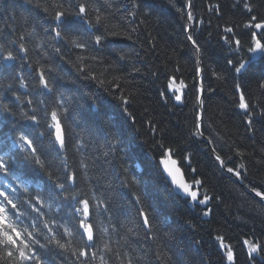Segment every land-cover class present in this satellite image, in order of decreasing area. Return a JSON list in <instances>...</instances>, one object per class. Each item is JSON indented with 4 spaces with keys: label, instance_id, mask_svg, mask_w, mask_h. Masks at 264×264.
<instances>
[{
    "label": "trees",
    "instance_id": "16d2710c",
    "mask_svg": "<svg viewBox=\"0 0 264 264\" xmlns=\"http://www.w3.org/2000/svg\"><path fill=\"white\" fill-rule=\"evenodd\" d=\"M184 2L185 0H176L177 7ZM110 3L115 14L112 24L116 25V21L127 23L116 8L132 9L130 0H110ZM194 3L195 14L205 21L198 31L193 32V36L205 50L200 57L206 90L204 132L206 137L216 140V144L209 145L204 139L190 138L196 95L194 82L198 81L195 71L197 57L186 39V20L171 7L169 0H136L138 7L132 9L136 12V19L129 26V31L132 27L136 28L135 32H131L133 39L116 40L110 46L123 49L130 56L127 68L117 74L123 77V94L127 96L131 92L134 95L127 108L135 118V124L124 113V106L118 98L109 95L96 82L83 79L76 67L59 58L54 51L55 47H61L65 58L73 62L77 61L76 53L79 50L54 40L52 35L44 31L50 21L43 19L42 12L37 13L27 0H0V41L8 45L9 40L17 39L18 34H23L26 37L24 43L29 48L28 56L23 60L17 59L7 70L0 64V100L11 103L16 113L13 118L0 112L1 143L8 144L11 141L9 135H19L34 127L20 115L21 112L29 111V107L13 102V92L22 95L25 101L29 98L36 100L37 115L41 120L45 119V111L56 110L55 96L41 94V90L36 87L35 69L47 67L50 63L57 70L53 74L58 77L54 80L58 89L56 95L62 94L68 105L67 117L62 112L59 114L68 128L69 137L78 135L83 139L87 152L92 156L100 155L103 158L105 153L110 152L113 144L118 148L111 149V154L107 157L109 163L104 165L107 171L99 174L104 179L94 176L92 183L80 185L84 198L96 195L110 202L108 212L102 213L95 222L109 227L108 238L115 251L133 253L137 264H227L222 259L224 253L215 239L219 234L232 246L236 264H264V257L260 255L249 260L247 248L243 244L245 239L264 241V205L246 191L253 186L264 191V118L257 117L254 130L249 132L244 113L236 107L232 92L234 82H241L253 102L264 103L262 90L257 85V81H264V60L258 58L248 66V71L242 77L234 81L235 73L226 64L230 54L221 47L216 37L226 22L242 26L246 15L233 8L234 0H194ZM258 3L261 6L256 9L257 14L264 18V0H258ZM214 4L221 6L220 17L208 11ZM217 25L221 27L217 28ZM33 27L35 33L28 36ZM209 31L213 33L211 38L208 36ZM238 31L246 30L241 27ZM37 46L39 51L35 50ZM110 48L91 54L111 60L113 57L110 55ZM43 51L49 54L47 61L40 55ZM244 55L243 52L239 54ZM80 66L94 72L99 71L96 62L90 59L82 61ZM133 67L139 68L140 72L134 73ZM177 67L179 71L175 70ZM214 73H221L224 79L217 80ZM17 77H24L25 83L29 84L27 95L24 89L19 88ZM111 78L108 77L109 80ZM181 81L186 87H180ZM169 82L172 83V89L167 87ZM9 84L13 85L12 89L8 88ZM209 87L215 91L207 92ZM173 89L178 90L175 94L182 95L184 103L175 100ZM120 94L118 91L115 96ZM39 101H46V104H39ZM47 118L50 119V115ZM149 120L154 121L157 128L162 130L155 136L148 129ZM38 131H45V128L41 126ZM161 137L166 144L187 148L193 153L192 166L198 169L197 178L204 180V190L209 195L219 197V200L209 204L212 208L210 216L204 217L201 211L203 207L191 206L169 190L157 166L160 150L153 143ZM218 137L234 149L239 148L247 153L248 175L244 181L247 187L233 184L234 178L219 170L210 151L212 147L218 146ZM40 139L44 140L47 147V138ZM218 151H221L228 166H238L241 162L240 157L226 147H218ZM11 153L17 158L15 176L19 174L33 187L25 183L18 185L15 176L6 178L0 174V188L7 185L4 190L18 204L37 193L46 197L51 190L47 177L23 160L25 151L18 149ZM67 155L68 163L73 166L81 158L71 143ZM179 155L178 153L175 157L178 158V166ZM185 178L191 181L192 176L186 173ZM125 179L129 187L114 198L110 186L119 188L120 182ZM13 188L16 189L15 193L12 192ZM241 191L244 192L243 196L239 195ZM134 193L142 196V203H136ZM140 209L153 219V235L156 239L146 237L147 230L141 227L142 220L138 214ZM24 210L28 212L26 206ZM44 211L48 213L46 219L56 218L64 223L71 220V209L67 205L59 212L55 208L51 212L47 208ZM25 223H31V220L26 219ZM113 227L115 231H111ZM41 230L47 234L46 229ZM171 234H174L175 239L168 238ZM41 242H44L43 237ZM61 259L57 257L56 264H60ZM111 259L112 264H120L115 256ZM67 264H70V260Z\"/></svg>",
    "mask_w": 264,
    "mask_h": 264
},
{
    "label": "snow or ice",
    "instance_id": "6c2138e0",
    "mask_svg": "<svg viewBox=\"0 0 264 264\" xmlns=\"http://www.w3.org/2000/svg\"><path fill=\"white\" fill-rule=\"evenodd\" d=\"M27 2L35 8L37 13H43L45 21H50L48 26L44 28L48 35H52L54 40L62 41L72 49L79 50L76 53L77 61L73 62L65 58V53L62 52L61 47H55L54 51L59 58L76 67L83 79L96 82L109 95L118 98L124 106V113L135 124L136 120L127 108L134 95L131 92L127 96L123 94L121 91L123 77L117 74L120 70L127 68L130 56L123 49L110 48V46L116 40L133 39L131 32H135L136 28L132 27L129 31V26L131 21L136 19V12L132 10L138 7L136 0H130L132 9L127 7L116 8V11L120 12L127 21V23L116 21V25L112 24L115 14L110 0H103V2L101 0H27ZM169 4L186 20L184 28L185 33H187L186 39L190 42L197 57L195 71L199 79L194 82L196 95L193 129L190 132V138L204 139L207 144L213 145L217 141L206 137L204 132L206 90L204 88L203 69L200 67V57L205 50L198 39L193 36V32L198 31L205 24V21L195 14L194 0H185L180 7H177L176 0H169ZM260 6L258 0H234L233 8L243 12L246 15V21L242 26L226 22L222 31L217 33L218 43H221V47L230 54L226 59V64L228 69L235 73L234 81L242 77L248 71V66L258 58L264 60V18H261L256 11ZM208 11L217 17L222 15L219 4L211 5ZM220 27L217 25V28ZM241 27L246 31H238ZM34 33L35 27H33L32 32L28 33V36H32ZM208 36L211 38L213 33L209 31ZM25 39V35L18 34L17 39L8 41V45L0 41V64L5 67V70L9 65H13L17 59L23 60L28 56L29 48L24 43ZM109 48L110 55L113 57L111 60H105L100 55L91 54ZM35 50L39 51V46ZM241 52L245 55L239 56ZM81 53L85 55H81ZM40 55L46 61L48 60L47 51L40 52ZM238 56L239 58H237ZM85 59L95 61L99 71L94 72L87 70L86 67H81L80 63ZM31 66L29 65V67ZM175 70L179 71L180 69L177 67ZM35 71L36 87L41 90V94L46 93L55 96L56 110L45 111V119L41 120L37 115L38 102L32 98L25 101L22 95L13 92V102L21 106L26 104L29 107V111L21 112L20 115L34 127L20 132L19 135H9V139L11 140V147H18L26 152L23 160L29 162L47 177L51 190L46 194V197L44 194L37 193L30 196L27 201L18 204L17 200L4 190L7 185L0 188V264H56L57 257L62 258L60 264H67L69 260L70 264H96L97 261L99 264H112L111 257L113 256L119 259L120 264H137L133 253L115 251L111 247L110 238H108L110 237L109 227L95 222L102 213L108 212L110 202L107 199H100L96 195L84 198L80 190V185L92 183L94 176L104 179L99 174L107 171L104 168V165L109 163L107 157L111 154V149L118 150L117 146L111 145L110 152L105 153L101 158L100 155H90L86 149V142L78 135L70 138L68 128L59 114L62 112L63 116L67 117L68 105L62 94L56 95L58 89L54 80H57L58 77L53 75L57 71L55 66L49 63L47 67L40 66ZM133 72L139 73L140 69L133 67ZM214 75L217 80L224 79L221 73H214ZM109 76L112 77L111 80L108 79ZM17 80L19 88L24 89L25 95H27L26 90L29 88V84L25 83L24 77H17ZM106 84L109 87H104ZM257 85L258 89L262 90L261 96H264V81H257ZM167 87L172 89V83L169 82ZM180 87H186L183 81L180 82ZM8 88L12 89L13 85L9 84ZM118 91L121 94L115 96ZM177 91V89H173L175 100L178 103H184L182 95L175 94ZM214 91L215 89L211 87L207 89V92ZM232 92L236 107L244 113L247 130L253 131L257 117L264 118V103L253 102L241 82H234ZM164 102L167 103V100ZM39 104H46V101H39ZM93 106H95V101H93ZM0 112L7 113L13 118L16 115L11 103H6L3 100H0ZM49 115L50 119L47 118ZM147 124L149 131L154 136L157 132L162 131L157 128L154 121L149 120ZM41 126L45 128V131H38ZM43 137L47 138V147H45L44 140L40 139ZM217 140H219L218 146L212 147L210 151L219 170L234 178L233 184L239 183L242 188L247 187L244 184L248 175L247 153L239 148L234 149L232 145L227 144L225 140H221L219 137ZM70 143L81 157L76 166L68 163L67 152ZM153 143L154 147L160 150L159 165L162 166L166 179L170 180V187H174L178 193L190 198L194 205L204 206L201 209L202 215L204 217L210 216L212 208L209 207V204L219 200V197L209 195L204 190V180L197 178L198 169L192 166L193 153L187 148L181 149L179 146L166 144L163 137L154 140ZM3 147L9 148L7 142L4 143ZM218 147L221 149L226 147L230 152L234 151L235 156L240 157L239 165L228 166L221 151H218ZM10 151L11 148L8 152L0 155V174L6 178L15 176L16 162L11 160ZM178 153L180 154L179 166L178 158H175ZM260 162L262 161H258V163ZM182 169H186V171H182ZM186 173L191 174V181H186L184 178ZM128 187L129 184L125 179L120 182L119 188L112 185L110 189L115 198ZM15 191L16 189L13 188L12 192L15 193ZM248 191L264 201V191L257 190L254 186L248 188ZM239 195L243 196L244 192H239ZM134 196L137 204L142 203V196L139 193H134ZM64 205L71 209V220L68 223L61 222L56 218H45L48 213L44 209L47 208L51 212L55 208L59 212ZM24 206L28 209L27 213ZM138 214L142 220L141 227L147 230L146 237L156 239L153 235V219L143 209H140ZM26 219H30L31 223H25ZM71 221L75 223L72 224ZM41 229H46L47 234ZM115 230V227L111 229V231ZM41 237H43L44 242H41ZM168 238L175 239V236L171 234ZM215 239L218 241L219 249L224 253L222 259H225L227 264H236L234 250L230 244L225 242V237L217 234ZM243 244L247 248L249 260H254L257 255L264 257V241L252 238L245 239ZM121 257L123 258L121 259Z\"/></svg>",
    "mask_w": 264,
    "mask_h": 264
},
{
    "label": "water",
    "instance_id": "95a60500",
    "mask_svg": "<svg viewBox=\"0 0 264 264\" xmlns=\"http://www.w3.org/2000/svg\"><path fill=\"white\" fill-rule=\"evenodd\" d=\"M158 165H159V162H158ZM159 169H160V171H161V173H162V175H163L165 181L170 185V180H169V179H166L165 174H163V170H162V166H161V165H159ZM171 188L174 190L175 193H177V194L183 196V194H182V193H178V192L174 189V187H171ZM183 197H184L185 199H190V198H187V197H185V196H183Z\"/></svg>",
    "mask_w": 264,
    "mask_h": 264
}]
</instances>
